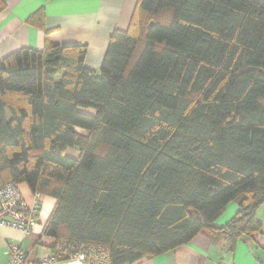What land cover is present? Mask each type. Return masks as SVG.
Wrapping results in <instances>:
<instances>
[{
  "label": "trees",
  "instance_id": "16d2710c",
  "mask_svg": "<svg viewBox=\"0 0 264 264\" xmlns=\"http://www.w3.org/2000/svg\"><path fill=\"white\" fill-rule=\"evenodd\" d=\"M51 32L0 60V188L57 199L45 236L136 264L204 230L229 251L263 233L264 0H138L100 73Z\"/></svg>",
  "mask_w": 264,
  "mask_h": 264
},
{
  "label": "crops",
  "instance_id": "0c3cea01",
  "mask_svg": "<svg viewBox=\"0 0 264 264\" xmlns=\"http://www.w3.org/2000/svg\"><path fill=\"white\" fill-rule=\"evenodd\" d=\"M6 10L0 15V60L23 48L43 50L46 31L54 44L79 42L88 44L87 68L100 73L110 38L116 29L127 30L138 0H3ZM44 8L45 25H32L29 19ZM72 157L79 151L68 150ZM19 189L29 205L34 203V193L27 184ZM57 205V199L43 195L37 226L28 234L11 228H0V264H10L9 247L18 245L30 261L56 254L62 243L44 235V227ZM263 207V206H262ZM263 233L238 241L234 251H229L225 238H215L204 230L191 242L166 253L148 256L136 264H264ZM239 206L232 202L215 226L222 227L238 213ZM264 212V211H263ZM94 264V263H88Z\"/></svg>",
  "mask_w": 264,
  "mask_h": 264
},
{
  "label": "built area",
  "instance_id": "2783aa9c",
  "mask_svg": "<svg viewBox=\"0 0 264 264\" xmlns=\"http://www.w3.org/2000/svg\"><path fill=\"white\" fill-rule=\"evenodd\" d=\"M43 194H34V203L24 199L19 185L9 181L0 188V228H11L30 233L38 224V214ZM60 247L56 254H50L36 261H30L26 253L16 244L9 247L10 264H111L105 249L88 246Z\"/></svg>",
  "mask_w": 264,
  "mask_h": 264
},
{
  "label": "rangeland",
  "instance_id": "374dc122",
  "mask_svg": "<svg viewBox=\"0 0 264 264\" xmlns=\"http://www.w3.org/2000/svg\"><path fill=\"white\" fill-rule=\"evenodd\" d=\"M263 211H264V206H263L262 209L259 211V217H260V218H264V212H263ZM61 247H62V245H61ZM59 250H60V249H59ZM59 250H58V251H59ZM67 250H69V249L67 248Z\"/></svg>",
  "mask_w": 264,
  "mask_h": 264
}]
</instances>
